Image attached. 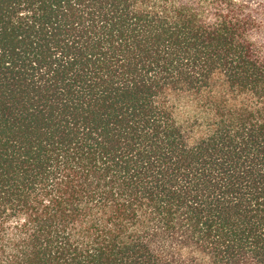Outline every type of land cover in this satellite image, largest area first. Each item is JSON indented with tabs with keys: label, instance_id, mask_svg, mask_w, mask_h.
<instances>
[{
	"label": "trees",
	"instance_id": "trees-1",
	"mask_svg": "<svg viewBox=\"0 0 264 264\" xmlns=\"http://www.w3.org/2000/svg\"><path fill=\"white\" fill-rule=\"evenodd\" d=\"M0 264H264V0H0Z\"/></svg>",
	"mask_w": 264,
	"mask_h": 264
}]
</instances>
